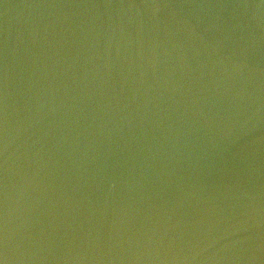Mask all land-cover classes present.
Segmentation results:
<instances>
[{
  "label": "water",
  "instance_id": "95a60500",
  "mask_svg": "<svg viewBox=\"0 0 264 264\" xmlns=\"http://www.w3.org/2000/svg\"><path fill=\"white\" fill-rule=\"evenodd\" d=\"M0 264H264V0H0Z\"/></svg>",
  "mask_w": 264,
  "mask_h": 264
}]
</instances>
